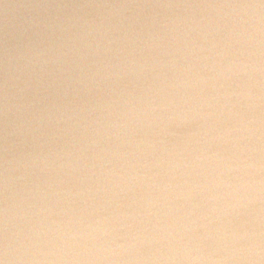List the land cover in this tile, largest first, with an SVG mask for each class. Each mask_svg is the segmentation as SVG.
<instances>
[{
  "label": "clouds",
  "instance_id": "9594fccd",
  "mask_svg": "<svg viewBox=\"0 0 264 264\" xmlns=\"http://www.w3.org/2000/svg\"><path fill=\"white\" fill-rule=\"evenodd\" d=\"M0 264H264V0H0Z\"/></svg>",
  "mask_w": 264,
  "mask_h": 264
}]
</instances>
